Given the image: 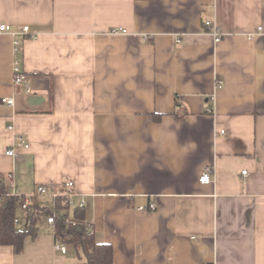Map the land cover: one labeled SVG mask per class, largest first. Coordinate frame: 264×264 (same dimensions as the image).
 I'll return each instance as SVG.
<instances>
[{
  "label": "crops",
  "instance_id": "1",
  "mask_svg": "<svg viewBox=\"0 0 264 264\" xmlns=\"http://www.w3.org/2000/svg\"><path fill=\"white\" fill-rule=\"evenodd\" d=\"M1 23L33 35L0 31L8 194L72 180L112 264H264V0H0ZM35 228L18 253L0 244V264L83 262L54 249L45 219Z\"/></svg>",
  "mask_w": 264,
  "mask_h": 264
},
{
  "label": "trees",
  "instance_id": "2",
  "mask_svg": "<svg viewBox=\"0 0 264 264\" xmlns=\"http://www.w3.org/2000/svg\"><path fill=\"white\" fill-rule=\"evenodd\" d=\"M154 118L157 120L159 116L156 115ZM63 190L64 187L61 191ZM51 200L52 207L38 205L29 208L26 214L28 226L19 230L16 228L14 218L22 199L7 195L4 184L0 182V244L12 245L15 253L20 252L24 238L35 235L37 223L49 216L55 208L60 215H68L76 224L68 226L58 217L53 224L54 236L67 246H71L77 253L81 251L84 256L82 264H112V246L109 243L97 242L92 234L86 233L84 208L70 206L65 195Z\"/></svg>",
  "mask_w": 264,
  "mask_h": 264
},
{
  "label": "built area",
  "instance_id": "3",
  "mask_svg": "<svg viewBox=\"0 0 264 264\" xmlns=\"http://www.w3.org/2000/svg\"><path fill=\"white\" fill-rule=\"evenodd\" d=\"M205 26L207 28H211V30L209 31V33L213 36L214 41L218 42L219 40H221L222 38V34L221 32L217 29V27H215L214 25H212V23L208 20H206L204 22ZM0 31L2 32H9L12 33L13 35H22V36H29V37H33V35L29 32V26L28 25H22L18 30H13L11 25L7 24V23H1L0 24ZM126 31L124 29H111L110 33L111 34H119V33H125ZM145 38H147V35H144ZM18 41H15V44H17ZM26 75L24 74L23 70L20 68L19 62L17 60H15L13 62L12 65V80L14 84H24L25 86V92L27 94L31 93V85L29 82H27L26 79ZM222 85V81L218 80L216 82V86L219 88ZM1 101L9 106H13L14 105V99L10 98V97H3L1 98ZM221 133H223V131H221ZM18 144H22L21 141H18ZM27 146V145H25ZM5 153L7 155H14V148H9L5 151ZM212 167L210 166H205L199 176V181L201 183H210L212 181ZM247 170L243 169L241 171L242 174H246ZM9 179L15 184V177L12 174L8 175ZM63 187L64 190L62 192H57L54 191L52 188L48 187L47 185H37L31 192H27L24 194L21 193H12V194H8L6 192L7 195H13V196H17L20 197L22 199V202L19 204V209L23 212L27 214V211L30 207L31 204V200L38 195L41 196H48L51 199H55L56 197L59 196H63L65 195L68 199V203L70 206L72 207H84V198L80 197L78 200L75 199V195L73 193V181L72 180H65L63 183ZM142 208V207H140ZM144 209H154V204L151 203L149 204L147 207H144ZM61 218V220H63L68 226H73L76 224V222L72 219L69 218L68 215L66 214H59L58 211L53 208L52 209V213L47 216L45 218V222L47 225L49 226H53L54 222L56 221L57 218ZM18 217L16 216L14 218V223L18 222ZM85 228H86V233L91 234V230H90V226L86 223L85 224ZM55 237V236H54ZM54 249L56 251H60L61 253H66L68 250V247L65 243H63L62 241H60L59 239H57L55 237V243H54ZM82 264V263H79Z\"/></svg>",
  "mask_w": 264,
  "mask_h": 264
},
{
  "label": "water",
  "instance_id": "4",
  "mask_svg": "<svg viewBox=\"0 0 264 264\" xmlns=\"http://www.w3.org/2000/svg\"><path fill=\"white\" fill-rule=\"evenodd\" d=\"M42 100L41 96L38 95H29L27 97V103L30 105H36Z\"/></svg>",
  "mask_w": 264,
  "mask_h": 264
},
{
  "label": "rangeland",
  "instance_id": "5",
  "mask_svg": "<svg viewBox=\"0 0 264 264\" xmlns=\"http://www.w3.org/2000/svg\"><path fill=\"white\" fill-rule=\"evenodd\" d=\"M50 207H52V204L51 205H49ZM71 249H69L70 251H71V253L70 254H72V253H75L74 252V249L71 247V246H69Z\"/></svg>",
  "mask_w": 264,
  "mask_h": 264
}]
</instances>
